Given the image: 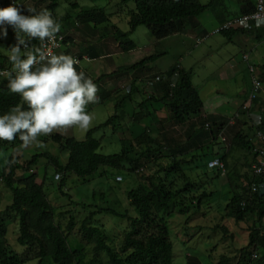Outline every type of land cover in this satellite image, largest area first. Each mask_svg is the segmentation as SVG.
Returning <instances> with one entry per match:
<instances>
[{
	"label": "trees",
	"instance_id": "16d2710c",
	"mask_svg": "<svg viewBox=\"0 0 264 264\" xmlns=\"http://www.w3.org/2000/svg\"><path fill=\"white\" fill-rule=\"evenodd\" d=\"M78 1L42 0L40 2L45 3L44 7L35 10L36 13H39L47 9L53 13V17L59 22H66L70 18H68L69 15H66L63 20L58 18L55 10L61 2L68 3L73 9H79L80 4ZM133 1L135 9L128 12L130 26L128 32H123L117 26H107L110 29L112 28L111 31L116 40L126 44H133L130 40L123 41L129 39L141 26L148 28L153 37V42L179 34L185 29L188 20L201 16L210 7L209 4L203 5L199 0ZM254 6L253 2L246 1L241 14L252 12ZM26 9L28 8H25V12H27ZM76 22L80 25L91 26L93 24L94 29H96L100 25L110 22V14L105 8L101 7L84 8L77 15ZM6 27L14 30L11 26ZM261 31H264V28L255 32L257 38H261ZM11 32L16 37L15 31ZM240 33L245 32L226 31L222 35L229 42H232L234 37ZM23 38L33 49L41 45V41L38 39H29L26 36ZM69 39L70 37L65 35V43H68ZM159 56L158 54L147 56L131 66L119 67L116 72L102 75L98 79L101 80L105 76L111 78L117 75H129L131 78L130 84L120 91L107 92L101 89L97 83L98 80L94 82L98 87V101L103 102L114 98L115 112L104 124L88 131L85 140L80 141L59 133L50 136V140L58 144L60 152L68 153L66 163L61 162L59 155L44 151L33 155L24 166L13 160L14 154H12L7 163L0 168V183H3L12 192V203L3 211H0V264H27L35 260L38 264H46L50 260L53 264H83L84 251L73 250L68 242V236L76 227L75 217H69V222L65 228L58 224L56 221V208L49 201L45 191V184L48 180L47 166L49 165L54 167L56 174L60 173L62 175L59 184V190L62 192L64 178L68 173L76 174L83 179L93 176L102 167L127 169L130 173H134L151 161L158 163L163 158L171 159L169 166L161 168L163 176L160 175V171L158 172L159 182L153 183L150 180V183H141L128 192L130 206L138 211L139 215L137 217L132 218L110 208L103 209L112 215L127 219L129 223V230L124 236L120 249H116L109 244L106 230L93 226L91 217L85 218L82 222L79 229L82 238L88 244H94L95 257L101 252L106 253L108 264L174 263L173 243L170 240L168 227L161 214L163 212L169 213L171 207L176 205L183 207L185 205L184 198H187L186 194L193 193L195 188L198 187L195 182L189 181L183 166L184 164H191L195 160L202 161L200 167L211 169L208 167L209 161L219 158L223 162L224 168L217 169L216 177L220 178L221 175L227 172L230 186L236 180H245L246 186L242 187V184L240 186L242 187L241 191L233 193L224 210L237 222L245 221L246 218L251 216L255 217L257 225L262 226L264 224V175L256 177L250 172L245 174L246 171L243 172V175L239 174L235 167H231L229 162L233 151L245 152V159L241 158L244 161L242 164L251 168V163L255 161L256 157L255 150L264 147V141L255 144L249 134H245L238 129L232 138L230 147L229 145L221 146L219 138L235 123L228 125V120L216 122L212 117H203V100L193 85L192 76L190 72L180 68L177 64L164 73L152 74L151 64L155 63ZM9 66L13 67L9 61V56L0 54V69ZM149 76L154 78L148 81ZM158 77L161 78L160 81H156ZM7 83V78L0 79V115L8 113L13 106L23 104L18 94L9 91ZM171 84H174V86H171ZM145 86L151 87V90H148ZM140 94L146 99L136 103L138 102L137 96ZM128 104H132L130 109L133 108L131 116L134 126L139 127V124H142L144 120L153 116V112L149 108L157 111L159 107H155V105H160L168 111V119L174 125L181 126L189 123L186 129L188 138L184 143H180L174 137H167L168 133L163 132L162 140H160L156 136L160 134L158 130L145 129L133 140L129 138L121 139L122 151L120 153L109 155L99 153L101 142L94 138V133L109 126H112L114 130L124 132L123 121L129 114L127 113L129 108H126ZM24 107L27 106L24 105ZM90 107L88 106V108ZM250 110L252 112L253 107ZM250 110L244 111V113L250 114ZM191 116H202L205 120V126L202 124L201 127H198V124L189 122ZM236 119L238 120V117ZM207 120L212 121V123H207ZM201 121L203 123V120ZM259 131L264 133V125H258L257 132ZM220 134L222 135L219 136ZM219 144L221 147L218 148L217 153H206L211 146L214 147ZM21 145L22 142L18 138L13 142L0 140V150H16ZM186 155L191 156L190 161L181 158ZM206 157H209V159L205 160ZM43 158L46 159L45 175L42 182H38L36 173L31 171ZM159 166L161 165L159 164ZM19 170H23L24 174L17 178ZM25 172H29L30 175L25 174ZM180 179L183 180L182 187L178 185ZM253 184L258 187L256 192L251 189ZM214 195L213 192L203 191L197 197L198 206ZM184 209L187 210L188 207L184 206ZM7 218H14L18 222L19 236L17 241L27 248L22 256L5 245V238L8 234ZM216 228L220 229L224 238L228 237L226 227L217 226ZM262 230H264V227ZM259 247L263 249L260 256L256 252ZM187 258V264H201L200 260L194 256ZM93 262L95 261L93 260ZM217 264H264V231L254 228L250 234L249 244L238 251V256L232 258L229 255H222Z\"/></svg>",
	"mask_w": 264,
	"mask_h": 264
},
{
	"label": "rangeland",
	"instance_id": "374dc122",
	"mask_svg": "<svg viewBox=\"0 0 264 264\" xmlns=\"http://www.w3.org/2000/svg\"><path fill=\"white\" fill-rule=\"evenodd\" d=\"M6 1L7 0H0V4H4ZM18 1L23 4L24 8L28 9L43 8L45 5V3L40 2L42 0ZM199 1L202 4H209L212 2V0ZM241 1L242 0H223L222 3L228 8L231 7L232 9H238V4ZM249 1L254 3L255 0ZM78 3L80 4V8L73 9L68 3L61 2L55 10V13L58 18L63 20L68 14L72 15L73 20H76L77 15L82 9L101 7L105 8L110 14L111 25L117 23L124 32H127L130 29L128 24V12L135 9V3L133 0H79ZM25 13L29 14L28 12ZM262 28H264V26ZM11 31L15 30L7 28V36L5 37L3 34V28L0 27V54L3 53L9 55L10 47L17 43L14 33ZM21 35L23 36V34ZM260 37L261 38L257 39L264 40V34L262 36L260 35ZM152 39L153 37L147 27H139L129 38V40L135 44V50L130 53H125L123 58L119 57L121 62L117 63V66L123 64L132 65L149 56L151 54L150 49H152L153 46ZM251 40L254 41V39ZM202 43L199 45L194 44L191 49L192 52L189 55L183 56L182 65L186 71H191L192 73L191 79L193 85L198 90L199 95L203 100V110L206 113L216 112L217 108L214 109V106L217 102H220L222 107L217 112L222 113L223 116L228 118V120L235 119V124L229 127L225 134L219 135H222L221 137L225 139V141H222V138H219L221 146L229 145L230 147L232 138L238 131L237 126H241L236 119V113L245 99V97L241 95L242 91L250 88V75L248 76L245 69L244 73L242 71L243 68L239 66L242 64L237 65L236 62V68L231 69L226 75L207 74L210 66L211 68L218 66V69H220L226 64L228 58H239L243 50L248 49L245 47L240 37L231 43L222 34H216L209 41ZM209 46L213 47L212 51L216 52L212 53V56H205V59H202L203 54H207L210 51V48H208ZM23 51L24 50L22 49V52ZM166 54L167 55H161V53H159L160 56L157 58L156 63L151 64L153 70L152 74L169 69L179 59V57H176L178 55L176 51H171ZM96 62L98 63V61ZM177 65L180 66L179 64ZM108 70L109 69H107L102 63L96 74L105 73ZM152 78L154 77L149 76L147 80L151 81ZM145 87L148 90H151V87ZM143 99L146 98L142 94L138 95V102L136 103L141 102ZM258 99L259 97L255 99L254 104ZM114 103V98H111L103 102H98L87 109L94 116L92 126L87 131L73 128L64 133L54 132L51 135L59 133L66 137L76 138L80 141L85 140L88 131L104 124L109 117L114 114ZM131 105L132 104H128L126 107L129 108L127 111L129 114L123 121L124 132L121 130H114L112 126H109L97 130L94 133V138L101 142L99 153L106 155L120 153L122 151L121 139L129 138L133 140L144 132L145 129L158 130L160 134L156 136H158L157 139L160 140H162L163 132L165 134L168 133L167 137H174V139L180 143H184L188 138L186 135V129L189 123L181 126L174 125L168 119V111L160 105H155V107L160 108H158L157 111L153 110V108H149V110L153 112V116L144 120L142 124H139V127L134 126L131 116L133 113V108L130 109ZM256 111L257 110L255 109V113L258 112ZM203 117L191 116L188 121L196 123V125L198 124V127H201L202 124L205 126V120ZM260 117L263 118V115L260 114ZM201 120H203V123ZM257 121H259L260 125H264V118H258ZM206 122L209 124L212 123L210 120H207ZM51 135L39 137V141L43 145L42 147L33 145L25 149L21 145L16 150H0V168L7 163L8 158L12 154H14L13 160L24 166L33 155L44 151L59 155L61 162L66 163L68 160V153L60 152L58 144L50 140ZM221 146L220 144L218 146L215 145L214 147L211 146L206 153L211 154L217 151ZM181 158L186 161L191 160L190 155L182 156ZM207 159H209V157L205 158V160ZM45 161L46 159L43 158L36 167H33V171L36 173L39 182H42L45 175ZM170 161L171 159L168 158H163V160L158 163L151 161L134 173H130L127 169L102 167L96 174L86 179L80 178L76 174L68 173L64 178L62 192L59 190L60 181H55L54 179L56 174L54 167L51 165L47 166L48 180L45 184V191L49 201L56 208V221L65 228L69 222V217H75L76 227L68 236V242L73 250L84 251L83 264H108L106 253L101 252L95 257L93 252L94 244H88L82 238L79 229L85 218L91 217L93 226L104 228L108 235L109 244L116 249H120L124 236L129 230V223L127 219H123L121 216L112 215L103 209L110 208L120 214H127L132 218L137 217L139 215L138 211L130 206L127 196L128 192L135 189L141 183H150V180H152L153 183L159 182L158 172L160 171V175L163 176L161 168L169 166ZM229 162L231 167H235L239 174L243 175L244 171H246L245 174L248 172L253 173L254 162L251 163V168L243 165L242 163L244 161L241 159L239 151H233L231 161ZM159 164L161 166H159ZM195 165H197L196 167H200L202 161L195 160V162L191 164L183 165L189 181L195 182L198 186L193 193L186 194L187 198H184V206L188 207V209L185 210L184 206L176 205L175 207H171L169 213L163 212L161 214V217L164 219V222L168 227L170 240L173 243V264H187V257L189 256L198 258L201 264H217L222 255H229L230 257L235 258L238 256V251L249 244L250 234L254 228L261 229L262 232L264 231L262 230L264 224L262 226L257 225L255 217L250 216L249 218H246L245 221L237 222L224 210V207L232 197L233 193L241 191V188L246 186L245 180H236L233 185L230 186L227 179V172L226 174L221 175L220 178H217V169L212 170L207 169L206 167L194 168ZM23 174L24 171L19 170L17 172V178H20ZM25 174L30 175L29 172H25ZM117 176L122 177V181H116ZM182 181L183 180L181 179L178 181L180 187L183 185ZM241 185L242 187H240ZM206 190L209 193L213 192L215 195L204 200L202 204L198 206L197 197ZM11 203L12 192L6 188L3 183H0V211H3ZM6 224L8 234L5 238V245L16 254L22 256L27 248L20 245L17 241L19 236L18 222L15 221L14 218H10L7 220ZM217 226H224L227 228V238H224L220 229L216 228ZM256 252H258V255L260 256L263 253V249L259 247ZM93 260L95 262H93ZM49 262L50 264H53L51 260L47 261L46 264ZM27 264H38V262L35 260Z\"/></svg>",
	"mask_w": 264,
	"mask_h": 264
},
{
	"label": "clouds",
	"instance_id": "9594fccd",
	"mask_svg": "<svg viewBox=\"0 0 264 264\" xmlns=\"http://www.w3.org/2000/svg\"><path fill=\"white\" fill-rule=\"evenodd\" d=\"M24 10L16 0L0 8L4 36H7L6 26H11L17 41L9 49L13 68L0 71V76L8 79L7 88L23 102L0 115V140L13 142L18 138L26 149L33 145L42 147L40 136L73 128L87 131L94 119L88 106L99 101L97 85L84 71H77L80 61L71 55L54 54L62 26L53 13L47 9L36 13L34 8H29L26 11L31 14L24 15ZM249 20H254L257 28L264 26V0L257 4V12L243 16L238 23L247 28ZM24 36L38 39L43 47L30 48ZM216 163L213 161L209 167Z\"/></svg>",
	"mask_w": 264,
	"mask_h": 264
},
{
	"label": "crops",
	"instance_id": "0c3cea01",
	"mask_svg": "<svg viewBox=\"0 0 264 264\" xmlns=\"http://www.w3.org/2000/svg\"><path fill=\"white\" fill-rule=\"evenodd\" d=\"M222 1L223 0H212V2L209 3L210 7L201 16L190 19L186 22V27L183 30V32L157 42L152 41L153 46L152 49H150L151 51L150 55L153 54L159 55V53H161V55L162 54L167 55L166 53H170L171 51H176L178 53L176 57H179V59L176 61L177 63L175 62L174 65L179 64L180 68L184 69L182 65V61H183L182 58L183 56L189 55L192 52L191 49L193 48L194 44L199 45L202 42L205 43L206 41H209L211 38H213L216 35L213 32L216 29H218L222 24H224L229 20L240 17L242 15L241 11L243 6L246 5V1L249 0H242L241 2H239L238 9H232L231 7L228 8L224 3H222ZM8 2L9 1L7 0L4 4H0V6H5ZM255 2L256 0L254 1V4ZM203 5H208V4H203ZM68 18H69L68 21L60 22L61 24H63L61 25L62 27L60 33L70 37L68 44L66 45V49L65 51L62 52V54L79 57L81 60L80 68L82 69V71L86 73L88 77H90L93 80V82L97 81L102 75H107L116 72L119 67L131 66L129 64H123L117 66V63L121 62L119 57L123 58L125 53L133 52L136 47L134 43L126 44L115 39L111 31L112 29L107 27L108 25L109 27H111L110 24L112 23L111 21L108 24L104 23L100 25L98 28L94 29L93 24H91V26L86 24L80 25L78 22H76V20L72 19V15H69ZM128 24H129V20H128ZM112 26H117L119 27V29H121L117 23L112 24ZM259 29L261 28H258L257 30ZM257 30H255L254 32L244 31L245 33H240L239 35L234 37L233 42L236 41L238 37H240L241 41L244 43L245 47L248 50L246 49L243 50L239 58H234V57L228 58L226 64H224L220 69H218L219 68L218 66L214 68L213 67L211 68L210 66L207 75H226L231 69L236 68V64L237 65L242 64L243 66L242 65L239 66L243 68L242 69L243 72L245 69L246 70L245 72H247L248 76L250 75V82H251L252 77L248 71V65L243 59L244 55H249L250 62L254 64L256 68L259 70L260 79L263 81L264 84V40L257 39L255 35V32ZM239 31H243V30H239ZM260 34L263 35L264 31H261ZM251 39H254V41H252ZM127 41H129V39H125L123 42H127ZM208 48H210V51L207 54H203L202 59H205V56L210 57L213 55L212 53L216 52V51H212L213 47L209 46ZM2 55L9 56L3 53ZM86 58H89L90 61H87ZM96 61H98V63ZM102 63L109 70L105 73L96 74L97 71H99L100 69V64ZM167 70L160 72L164 73ZM189 72L192 75L191 71ZM130 82H131V78L129 75H121V76L117 75L111 78L105 76L101 80L97 81L98 85L101 87L102 90L111 93H115L116 91H120L128 87ZM250 88L248 90H243L241 93V95L245 97V99L241 103L236 113V115H238V122L241 124V126L240 127L237 126V128L240 131H243L245 134H249L251 138H253V142L257 144L260 143L257 132V127L260 124L259 121L257 120L258 118L259 119L264 118V87L259 95V99L253 105L254 110L250 114L248 113L245 114L244 111H242V106L247 100ZM221 107L222 105H220V102H217L214 106V109L217 108L218 111ZM255 109L258 111V112L256 111L257 113H255ZM217 111L213 113H206L203 110V116L212 117L214 120H216V122H220V121L224 122L228 120L227 117L223 116L222 113H218ZM260 114L263 115V118L260 117ZM217 152L218 151H215L213 153H217ZM240 157L245 159L246 153L240 152Z\"/></svg>",
	"mask_w": 264,
	"mask_h": 264
},
{
	"label": "built area",
	"instance_id": "2783aa9c",
	"mask_svg": "<svg viewBox=\"0 0 264 264\" xmlns=\"http://www.w3.org/2000/svg\"><path fill=\"white\" fill-rule=\"evenodd\" d=\"M16 2L20 6H22L24 8L23 4L20 1L16 0ZM12 3H13V0L8 2L5 6H0V8L8 7ZM258 3H260V0H256L255 6H254V10L252 12H250L248 14L241 15L238 18H235V19H232V20H229V21L225 22L218 29H216L213 33L214 34H222L223 32H226V31H239V30H243V31H246V32H254L255 30L258 29L256 27V25H255V21L254 20H249L248 21V25L249 26L247 28L241 26L238 23V21L243 16L251 15L252 13L257 12V4ZM22 14L29 15V14H26L25 11H23ZM262 27L263 26H261L260 28H262ZM56 43L59 46L53 49L54 54H57V55L58 54H62V52L65 51V49H66V45L68 44V43H65V35L59 32L57 34V37H56ZM40 47H43L42 42H41ZM73 57L76 58L77 60H79L80 63H81V60H80L79 57H77V56H73ZM249 58H250L249 55H244V57H243L244 61L248 65V71H249V73L251 74V77H252V79H251V88H250L247 100L245 101L244 105L242 106V111H245V112L250 110L253 107L255 99L257 97H259V95L262 92L263 87H264L263 81L260 79V76H259V70L256 68V66L254 64H252L250 62ZM86 60L90 61L89 58H86ZM80 63L76 66L77 67V71H82V69L80 68ZM12 68L13 67L9 66V67H6L5 69H0V71H5V70L11 71ZM0 77H4V76H0ZM160 79L161 78L158 77L156 79V81H160ZM148 84H150V83H148ZM171 86H174V84H171ZM92 105H94V104H90L89 106H92ZM236 117H238V115H236ZM234 120H230L228 122V125H233L234 124ZM258 138H259L260 142L264 141V133L259 131L258 132ZM222 139L225 140L224 138H222ZM255 153H256V157H255V161H254V164H253V174L256 177H260V176L264 175V147L257 148L255 150ZM213 161H217V163L215 165H213L212 167H209V165ZM208 167L211 168V169H215V168L216 169H222V168H224V165H223V162L219 158H215V159H212L211 161H209ZM31 172H34V171L32 170ZM117 177H120V176H117ZM117 177H116V181H118V182L122 181V177H120L121 179H117ZM61 178H62V175L60 173H57L54 176L55 181H60ZM251 189L254 192H256L258 190V187H257L256 184H253L251 186ZM254 257H256V256H254Z\"/></svg>",
	"mask_w": 264,
	"mask_h": 264
}]
</instances>
